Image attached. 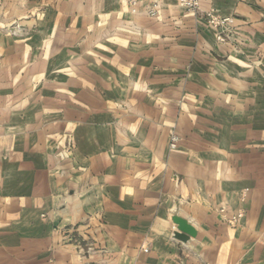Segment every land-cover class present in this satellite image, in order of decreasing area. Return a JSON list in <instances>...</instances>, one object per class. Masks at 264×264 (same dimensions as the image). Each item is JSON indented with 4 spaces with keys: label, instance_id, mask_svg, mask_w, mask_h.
<instances>
[{
    "label": "crops",
    "instance_id": "1",
    "mask_svg": "<svg viewBox=\"0 0 264 264\" xmlns=\"http://www.w3.org/2000/svg\"><path fill=\"white\" fill-rule=\"evenodd\" d=\"M177 1L0 0V264H264V0Z\"/></svg>",
    "mask_w": 264,
    "mask_h": 264
},
{
    "label": "built area",
    "instance_id": "2",
    "mask_svg": "<svg viewBox=\"0 0 264 264\" xmlns=\"http://www.w3.org/2000/svg\"><path fill=\"white\" fill-rule=\"evenodd\" d=\"M162 0H151L149 9L147 10V15L153 17L157 14L159 4ZM178 5L184 10L198 14L200 13L199 0H178ZM203 19L208 27L213 29L216 33V40L218 42L224 43L229 39V36L233 33V18L221 17L214 11H206L202 14ZM178 142V136L175 131H171L169 134V148L175 149ZM224 212V210H222ZM243 212L232 215L228 219L230 225H235L239 219L243 217Z\"/></svg>",
    "mask_w": 264,
    "mask_h": 264
},
{
    "label": "water",
    "instance_id": "3",
    "mask_svg": "<svg viewBox=\"0 0 264 264\" xmlns=\"http://www.w3.org/2000/svg\"><path fill=\"white\" fill-rule=\"evenodd\" d=\"M173 222L177 226V232L174 233V238L180 241H187L190 237L195 235V231L192 226L177 216L173 217Z\"/></svg>",
    "mask_w": 264,
    "mask_h": 264
}]
</instances>
